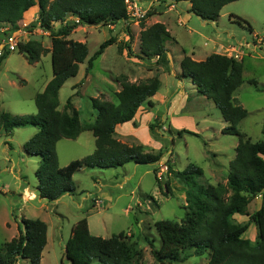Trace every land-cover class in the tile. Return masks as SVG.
Listing matches in <instances>:
<instances>
[{
	"label": "rangeland",
	"instance_id": "obj_1",
	"mask_svg": "<svg viewBox=\"0 0 264 264\" xmlns=\"http://www.w3.org/2000/svg\"><path fill=\"white\" fill-rule=\"evenodd\" d=\"M131 1L144 11V18L151 11L145 19L141 18L145 26L158 21L165 23L187 52L193 47L196 54L200 51L201 56H205L206 52L212 53L219 48L213 44L218 41L225 46L219 53L242 61L243 82L233 97L248 114L237 128L251 141L264 139V0L228 3L215 22L204 24L189 11L187 0ZM38 12L37 5L30 8L18 23L28 25L24 28L30 31L26 39L50 48V30L38 31L35 26L31 27L38 22ZM236 16L243 17L252 31L247 25L237 24ZM141 19L129 18L109 26L78 25L71 32L69 38L86 42L88 55L79 64L76 76L67 79L60 88L59 109L70 98L80 120L89 122L95 118L90 98L115 102L116 92L121 88L118 79L126 77L130 82H140L158 77L161 83L151 97L152 106L144 102L132 121L116 126L114 137L128 145L142 144L144 151L161 153L160 160L154 164L129 162L119 168H82L73 175L75 193L49 201L40 198L35 188L38 158L28 156L23 149L36 128L25 126L14 129L10 135L0 133V246L18 236L21 218H38L47 224V242L40 264H69L64 256L65 243L73 224L86 217L90 232L96 236L110 237L123 231L125 240L141 253V258H133L135 264H211L207 253L175 263L158 262L153 256L152 249L161 244L155 221H179L185 214V187L168 175L166 164L169 162L175 170L181 171L191 162L202 168L201 182L226 183L238 138L222 132L227 123L219 109L212 100L198 94L190 78L180 76V62L176 59L180 50L174 40L165 42L168 68L156 64L155 58L147 62L140 58ZM66 21L72 23L76 18L68 16ZM53 27L57 28L58 24L54 23ZM199 32L203 35H198ZM204 35L212 41L207 42ZM110 36L115 37V42L104 49L94 60L92 69L86 72L87 59ZM1 39L0 54L5 50ZM51 76L49 52L35 63H28L18 50L10 52L0 62V110L18 115L35 114L34 96L42 91ZM93 150L94 137L90 131H83L74 139L62 138L56 143L60 166ZM155 175L161 184L169 180V193L159 190ZM261 199L262 196L254 197L242 213L231 217V221L246 223L248 214L259 208ZM245 236L251 241L256 239L257 229L253 224ZM14 264L30 263L19 258ZM91 264L100 263L93 261Z\"/></svg>",
	"mask_w": 264,
	"mask_h": 264
},
{
	"label": "trees",
	"instance_id": "obj_2",
	"mask_svg": "<svg viewBox=\"0 0 264 264\" xmlns=\"http://www.w3.org/2000/svg\"><path fill=\"white\" fill-rule=\"evenodd\" d=\"M176 2L179 0H175ZM189 11L202 20L215 22L221 9L237 0H187ZM38 6V22L50 30L51 46L45 48L41 42L28 40L19 43L18 52L28 63H35L46 52L50 53L52 76L42 91L34 96L35 114L18 115L0 110V133L10 135L19 127L32 126L36 132L23 144L28 156L38 158L35 170L36 190L40 198L57 200L64 194H74L73 175L82 168L109 169L125 164H154L161 153L144 151L142 144L128 145L114 137L117 125L132 121L140 106L147 102L160 87L154 76L140 82H130L126 77L120 81L116 101L91 97L95 118L82 122L79 112L72 106L70 98L59 109V90L64 82L75 77L79 64L86 60V42L69 38L78 25H114L131 18L125 0H0V22L9 23L12 29L19 26L23 14ZM151 14L148 11L146 17ZM68 16L76 18L69 23ZM145 17V18H146ZM144 18V19H145ZM141 19L139 33L140 58H155V63L168 68L167 40H174L162 22L145 26ZM240 25L250 24L241 16L234 18ZM58 27L54 28L53 24ZM246 23V24H245ZM36 25H31L34 27ZM115 37L106 38L87 59L85 71L89 72L94 60L104 49L115 42ZM3 49L4 46H3ZM10 52L0 54V62ZM180 76L190 78L198 94L212 100L227 125L224 134L235 135L238 143L235 156L229 162L226 183L201 182V167L189 163L181 171L168 162L166 172L185 187V214L179 220H157L154 227L161 240L160 246L152 249L158 262H184L190 256L207 253L211 264H264V139L251 141L237 128L248 111L236 102L234 91L243 82V63L232 56L211 53L203 60L184 55L179 61ZM153 128L152 125L149 126ZM83 131L94 137L92 153L59 165L56 143L62 138L74 139ZM264 133V124H263ZM160 191H170L169 180L163 184L154 176ZM262 196L259 208L248 214L244 224L231 221L234 214L242 213L249 202ZM17 237L0 246V264H14L19 258L30 264H40L41 254L47 242V224L38 218H21ZM257 229L254 241L246 237L250 225ZM151 247L153 243L150 241ZM64 256L69 264H135L133 258H141L140 251L125 240L124 232L110 237L96 236L90 232L86 217L77 220L71 227L65 243Z\"/></svg>",
	"mask_w": 264,
	"mask_h": 264
},
{
	"label": "built area",
	"instance_id": "obj_3",
	"mask_svg": "<svg viewBox=\"0 0 264 264\" xmlns=\"http://www.w3.org/2000/svg\"><path fill=\"white\" fill-rule=\"evenodd\" d=\"M125 3L127 6L128 14L132 19L144 18V11H140L139 8H136V5H133V2L131 0H125ZM26 26L28 25L23 23V25L20 24L16 29H12L9 23L0 22V37L3 38L1 40L5 50L9 52L18 50L20 42L24 43L28 41V39H26V35L29 34L30 31L25 30ZM35 29H37L38 31H48L41 27L39 23L36 24Z\"/></svg>",
	"mask_w": 264,
	"mask_h": 264
},
{
	"label": "crops",
	"instance_id": "obj_4",
	"mask_svg": "<svg viewBox=\"0 0 264 264\" xmlns=\"http://www.w3.org/2000/svg\"><path fill=\"white\" fill-rule=\"evenodd\" d=\"M227 5V4H226ZM225 5V6H226ZM224 6V7H225ZM223 7V8H224ZM189 8H190V3H189ZM24 15V14H23ZM22 20V19H21ZM23 21V20H22ZM204 22L206 23L207 22V20H203V24H204ZM165 24V23H164ZM166 26V25H165ZM79 27H81V25H79ZM167 28V27H166ZM167 30L170 32V29L169 28H167ZM171 34V36L173 37V35H172V33H170ZM198 35H203L202 34V32H199V34ZM204 36H206V35H204ZM207 37V42L208 41H212V38L211 37H208V36H206ZM216 42H218V41H216ZM216 42H214L213 44L214 45H219V48H217V50H214V52H212V53H219V49H224L225 48V46L224 45H222V43H220V42H218V43H216ZM174 43H176L178 46H179V50H180V54L178 55V57L176 58L177 59V61L179 62L181 59H182V57L186 54V55H189L191 58H193V59H195V60H203V59H205L209 54H211V53H208L207 54V52H206V54H205V56H201V52L200 51H197V54H196V51H195V48H191L192 50L190 51V52H187L185 49H183L182 48V43L180 44L179 42H178V40L176 39V38H174ZM207 43L206 42H204V45H206ZM234 47V46H233ZM221 54V53H220ZM48 82V81H47ZM47 82H45L44 83V86H43V88L45 87V85H46V83ZM43 88H42V90H43ZM238 143V142H237ZM237 143H236V145H237ZM235 145V146H236ZM235 148V147H234ZM99 180L100 179H98V182L97 183H99ZM26 191H28L27 189H25ZM29 193V192H28ZM258 196H260V195H258Z\"/></svg>",
	"mask_w": 264,
	"mask_h": 264
}]
</instances>
